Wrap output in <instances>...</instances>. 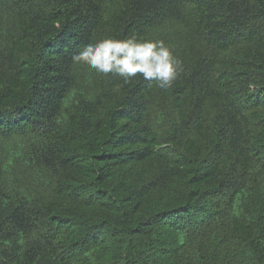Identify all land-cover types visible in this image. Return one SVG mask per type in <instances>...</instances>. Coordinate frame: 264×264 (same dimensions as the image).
Listing matches in <instances>:
<instances>
[{
    "label": "trees",
    "instance_id": "obj_1",
    "mask_svg": "<svg viewBox=\"0 0 264 264\" xmlns=\"http://www.w3.org/2000/svg\"><path fill=\"white\" fill-rule=\"evenodd\" d=\"M107 37L172 86L73 60ZM0 264H264V0H0Z\"/></svg>",
    "mask_w": 264,
    "mask_h": 264
},
{
    "label": "clouds",
    "instance_id": "obj_2",
    "mask_svg": "<svg viewBox=\"0 0 264 264\" xmlns=\"http://www.w3.org/2000/svg\"><path fill=\"white\" fill-rule=\"evenodd\" d=\"M73 60L105 76L112 74L125 82L138 75L167 89L176 80L180 62L162 40H138L135 37H107L88 44L73 55Z\"/></svg>",
    "mask_w": 264,
    "mask_h": 264
}]
</instances>
